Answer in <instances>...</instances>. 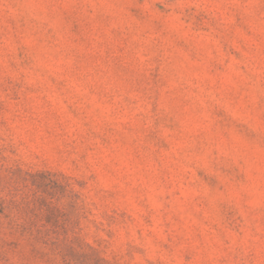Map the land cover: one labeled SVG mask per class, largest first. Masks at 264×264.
<instances>
[{
	"label": "rangeland",
	"instance_id": "rangeland-1",
	"mask_svg": "<svg viewBox=\"0 0 264 264\" xmlns=\"http://www.w3.org/2000/svg\"><path fill=\"white\" fill-rule=\"evenodd\" d=\"M0 264H264V0H0Z\"/></svg>",
	"mask_w": 264,
	"mask_h": 264
}]
</instances>
